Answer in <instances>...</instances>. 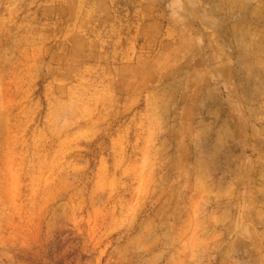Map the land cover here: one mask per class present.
<instances>
[{
    "label": "rangeland",
    "instance_id": "374dc122",
    "mask_svg": "<svg viewBox=\"0 0 264 264\" xmlns=\"http://www.w3.org/2000/svg\"><path fill=\"white\" fill-rule=\"evenodd\" d=\"M51 242L264 264V0H0V264Z\"/></svg>",
    "mask_w": 264,
    "mask_h": 264
},
{
    "label": "trees",
    "instance_id": "16d2710c",
    "mask_svg": "<svg viewBox=\"0 0 264 264\" xmlns=\"http://www.w3.org/2000/svg\"><path fill=\"white\" fill-rule=\"evenodd\" d=\"M69 234H70L69 236H71L73 233L70 231ZM68 240L70 241L71 237L68 238ZM63 241H64V239H62L61 242H63ZM53 244L54 243H52V242L49 244V247H51V250L49 251L48 256H46L47 261L45 262L44 260H41L39 262V264H63V258L62 257L59 256V257L55 258V255L58 253V250H59V245L56 246L55 252H54L53 247H55V245H53Z\"/></svg>",
    "mask_w": 264,
    "mask_h": 264
}]
</instances>
